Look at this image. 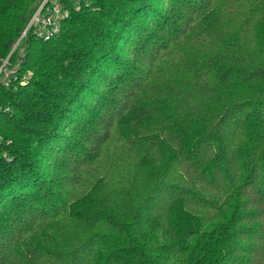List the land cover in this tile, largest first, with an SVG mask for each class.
<instances>
[{
  "label": "trees",
  "instance_id": "trees-1",
  "mask_svg": "<svg viewBox=\"0 0 264 264\" xmlns=\"http://www.w3.org/2000/svg\"><path fill=\"white\" fill-rule=\"evenodd\" d=\"M81 5L0 87V264H264V0Z\"/></svg>",
  "mask_w": 264,
  "mask_h": 264
},
{
  "label": "built area",
  "instance_id": "built-area-1",
  "mask_svg": "<svg viewBox=\"0 0 264 264\" xmlns=\"http://www.w3.org/2000/svg\"><path fill=\"white\" fill-rule=\"evenodd\" d=\"M83 1L41 0L36 5L10 52L6 57L0 58V87L8 89L24 85L30 77L29 73L22 74L20 72L25 60L27 40L33 38L47 41L55 37L60 31L61 23L69 17L72 10L78 12ZM1 111L2 107L0 106Z\"/></svg>",
  "mask_w": 264,
  "mask_h": 264
},
{
  "label": "rangeland",
  "instance_id": "rangeland-1",
  "mask_svg": "<svg viewBox=\"0 0 264 264\" xmlns=\"http://www.w3.org/2000/svg\"><path fill=\"white\" fill-rule=\"evenodd\" d=\"M88 2V1H87ZM199 36H202L201 34H198L196 37H195V41H197V37H199ZM33 39V38H32ZM205 39L206 38H204V39H202V41H205ZM210 39V38H209ZM189 43L190 42H187V48L189 49V47L192 49V48H194L195 49V46L194 45H189ZM213 42H212V39H210V44H212ZM184 46H186V45H182V48L184 47ZM116 146L115 145H111L110 147H109V150H107L106 151V153H105V159L106 160H110L111 159V157L113 156V154H114V152H115V150H116ZM92 176V175H91ZM91 176H89V179L91 178Z\"/></svg>",
  "mask_w": 264,
  "mask_h": 264
}]
</instances>
